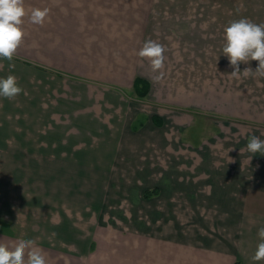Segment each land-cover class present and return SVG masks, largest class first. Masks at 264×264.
I'll return each mask as SVG.
<instances>
[{
    "label": "crops",
    "instance_id": "crops-1",
    "mask_svg": "<svg viewBox=\"0 0 264 264\" xmlns=\"http://www.w3.org/2000/svg\"><path fill=\"white\" fill-rule=\"evenodd\" d=\"M145 1L142 5L149 24L143 29L149 26L151 31H162V21L152 23L151 19L155 13L165 16L163 7L153 11V0ZM97 6L107 15L103 27L113 32V38L105 39V47L122 48L131 57L133 53L128 49L134 46L133 33L140 29L134 22L119 23L118 17L135 15L138 6L130 0H99ZM25 8H42L41 0L25 3ZM23 19V44L13 61L0 60V78L14 75L23 89L14 100L0 98V144H8V139H55L61 147L58 159L67 160V154L72 153V139H136L130 134L133 119L126 122L114 115L106 119L101 101L105 96L109 101L117 96L106 93L109 89L86 84L77 88L75 97L73 87L67 84L61 89L41 87V79H72L62 78L61 72L55 73V69L36 60L40 43L28 45L25 41H36L40 28L33 31L30 19ZM167 26L180 32L178 20H167ZM24 55L31 56L28 60ZM9 63L15 68L10 70ZM90 99L97 103L91 104ZM108 107L114 108L113 112L121 111L114 104ZM119 107L125 110V105ZM171 121L166 115L154 113L150 120L135 126L138 129L141 125L137 139L149 140L145 145L150 146L153 139L161 144L177 139L168 129L173 122L180 131V125ZM230 140L232 151L225 153L185 151L182 147L180 152L169 151L162 145L155 147V152L151 147H142L139 153H129L132 169L136 170L130 174L138 176L136 182L142 187L134 184L133 189L140 194L130 197L128 214L109 211L113 225L128 226L118 231L74 230L73 189L71 185L67 187L72 184L67 180L72 169L67 162L47 172L44 187L32 183L26 193L19 171H9V158L19 159V154L2 150L0 242L13 245L20 239H32L46 255L48 264H264L251 260L260 242L258 229L264 226V155L257 153L250 161L246 148L249 139ZM154 189L157 193L146 198L145 192ZM91 206L103 221L104 202L97 199Z\"/></svg>",
    "mask_w": 264,
    "mask_h": 264
},
{
    "label": "rangeland",
    "instance_id": "rangeland-1",
    "mask_svg": "<svg viewBox=\"0 0 264 264\" xmlns=\"http://www.w3.org/2000/svg\"><path fill=\"white\" fill-rule=\"evenodd\" d=\"M35 1L25 0V3ZM97 1L41 0V9L48 8L49 15L43 25L33 24V31L38 27L40 31L35 34L36 41H25V44L40 43V54L34 56L36 60L44 67L55 69V73L61 72L62 78L72 79L61 82L55 77L41 79V87L61 89L67 84L73 87L75 97L77 88L86 84L109 89L106 93L117 96L111 101L105 96L101 101L105 104L106 119L119 117L126 122L133 119L130 134L136 139H72V153L67 154V160L58 159L61 147L55 139H8V144H0V151L19 154V159L9 158V171H19L26 193L32 183L35 186L41 183L44 187L47 172L67 162V167L72 169V175L67 176L68 183L72 184L67 187L71 185L73 189V224L77 232L127 230V224L113 225L109 211L128 214L130 197L136 193L133 188L138 176L130 174L136 170L132 169L129 153H139L142 147H151L155 152V147L160 145L177 152L182 147L185 151L225 153L232 149L230 139L240 141L253 135L264 139V78H232L229 74L233 69L222 54L224 28L230 22L247 18L264 24V0H153L152 7L162 6L161 11L165 12V16L155 13L151 19L152 23L162 21L165 26L162 31H151L149 26L144 30L149 24L142 5L145 0H130L138 6L134 11L138 17L121 15L118 20L119 23L134 22L140 29L133 33L134 46L128 49L133 53L131 57L122 48L105 47V39L113 38V32L103 27L107 15L103 10L98 11ZM99 4L102 9V3ZM24 18L29 22V16ZM169 19L180 21V32L166 27ZM147 40L159 42L167 49L164 75L159 81L153 78L155 74L149 62L137 55ZM24 56L29 60L31 55ZM248 67L255 71L258 61L240 64L241 71ZM25 74L29 75L27 71ZM135 76L150 83L145 97L133 89ZM90 103L97 101L90 99ZM110 104L117 105L116 110L122 112H113L114 108L108 107ZM120 104L125 105V110ZM154 113L177 121L180 131L172 121L168 129L177 139H169L165 144L153 139L151 146L145 145L149 140L137 139L141 125L138 129L135 126L150 120ZM97 199L106 206L103 221L91 206Z\"/></svg>",
    "mask_w": 264,
    "mask_h": 264
},
{
    "label": "clouds",
    "instance_id": "clouds-1",
    "mask_svg": "<svg viewBox=\"0 0 264 264\" xmlns=\"http://www.w3.org/2000/svg\"><path fill=\"white\" fill-rule=\"evenodd\" d=\"M49 15L48 8H25L24 0H0V60L13 61L18 49L24 42V17L29 16L30 22L43 25ZM222 54L227 57L233 71L232 78H264V24H257L247 18L230 22L224 28ZM166 48L154 40H147L137 52L138 57L149 62L154 79L159 81L164 75ZM258 61V67L253 71L250 67L243 71L240 64ZM15 65L9 63V69ZM23 92L14 75L0 78V98L14 100ZM247 151L254 155H264V140L253 135L247 143ZM232 151V150H231ZM249 161V163H250ZM232 162L230 158V163ZM258 243L251 260L264 261V226L258 229ZM0 264H48L42 249L36 246L32 239H20L13 245L0 242Z\"/></svg>",
    "mask_w": 264,
    "mask_h": 264
},
{
    "label": "trees",
    "instance_id": "trees-1",
    "mask_svg": "<svg viewBox=\"0 0 264 264\" xmlns=\"http://www.w3.org/2000/svg\"><path fill=\"white\" fill-rule=\"evenodd\" d=\"M133 86H134V90L137 93V95L141 97H145L150 90V83L142 77H136L134 80ZM155 193H157L155 189L152 191H146L145 197L149 198L150 196H152V194H155Z\"/></svg>",
    "mask_w": 264,
    "mask_h": 264
}]
</instances>
